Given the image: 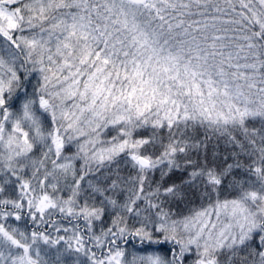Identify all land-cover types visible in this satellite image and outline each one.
Returning a JSON list of instances; mask_svg holds the SVG:
<instances>
[{"label":"snow or ice","instance_id":"1","mask_svg":"<svg viewBox=\"0 0 264 264\" xmlns=\"http://www.w3.org/2000/svg\"><path fill=\"white\" fill-rule=\"evenodd\" d=\"M0 264H264V0H0Z\"/></svg>","mask_w":264,"mask_h":264},{"label":"rangeland","instance_id":"2","mask_svg":"<svg viewBox=\"0 0 264 264\" xmlns=\"http://www.w3.org/2000/svg\"><path fill=\"white\" fill-rule=\"evenodd\" d=\"M158 178L159 177L157 175V179ZM201 203H202V201H200L199 199H193L190 203L173 205V208H174V210H176L178 212H182V213H185L186 214L189 208L199 207ZM13 223L16 224L17 222L13 221ZM133 243H136V242L134 241Z\"/></svg>","mask_w":264,"mask_h":264},{"label":"trees","instance_id":"3","mask_svg":"<svg viewBox=\"0 0 264 264\" xmlns=\"http://www.w3.org/2000/svg\"><path fill=\"white\" fill-rule=\"evenodd\" d=\"M220 151H221L222 154L226 151V149L224 148L223 145H221Z\"/></svg>","mask_w":264,"mask_h":264}]
</instances>
